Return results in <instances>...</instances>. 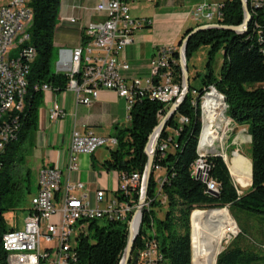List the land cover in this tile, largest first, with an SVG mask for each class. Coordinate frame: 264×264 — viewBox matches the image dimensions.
Listing matches in <instances>:
<instances>
[{
    "label": "trees",
    "instance_id": "obj_1",
    "mask_svg": "<svg viewBox=\"0 0 264 264\" xmlns=\"http://www.w3.org/2000/svg\"><path fill=\"white\" fill-rule=\"evenodd\" d=\"M59 6L60 0L30 2L33 18L27 33L33 56L26 59V86L21 107L12 111L10 116V124L16 120L19 128L16 131L13 129L14 137L0 151V264H7L2 238L12 229L7 226L4 217L20 208L32 192L31 170L26 167L25 160L34 147L38 127V111L43 101V92L39 89L45 84L51 91L61 92L68 81L64 73L51 70ZM220 13L217 21L220 25L239 26L243 22L240 0L226 1ZM249 14L250 22L244 33L209 29L192 35L187 41V68L193 53L205 46L208 47L207 72L201 88H194L189 83L190 90L185 100L159 137L153 168L159 167L164 171L160 193L165 204L156 194L157 183L153 172L146 192L150 209L143 211L133 256L143 249L144 236L153 230L164 264H192L191 241L196 238L197 229L207 212L196 210L228 206L229 209L236 207L264 216V37H260L264 36V8L260 7L255 12L249 10ZM188 32L182 36L178 47ZM218 53L222 54V63L215 75L211 63ZM173 57L177 61L173 67L174 80L181 84L178 51L173 53ZM210 86L223 95L225 117L238 127H246L250 137L251 185L241 195L235 190L221 157L207 158L209 178L218 185V194L209 193L206 184L191 173L198 159L202 121L199 107L191 106L190 94L196 90L202 95ZM166 110L160 102L148 98L137 99L129 112V125L114 134L117 144L109 150V157L102 164L103 169L126 178L134 173L142 176L147 163L144 149L148 137ZM176 116L185 117L187 124H179ZM168 130H171V135ZM164 141H168V148L161 152L159 145ZM127 192L129 194L120 191L115 196L125 202L132 200L138 203V189L128 187ZM157 211H162L163 215L159 217ZM127 238L128 229L124 224L102 219L89 221L88 235L79 240L76 248L79 264H119ZM258 260L260 258L234 246L221 252L216 264H252Z\"/></svg>",
    "mask_w": 264,
    "mask_h": 264
},
{
    "label": "built area",
    "instance_id": "obj_2",
    "mask_svg": "<svg viewBox=\"0 0 264 264\" xmlns=\"http://www.w3.org/2000/svg\"><path fill=\"white\" fill-rule=\"evenodd\" d=\"M153 0H99L95 11L104 16L102 22L88 25L81 33L79 43L72 49H60L55 63L56 72L64 73L67 78L65 90L73 92L78 104L89 106L99 96L101 90L114 92L127 102L128 114L140 98L157 101L168 108L174 101L181 98L182 83L174 80L173 67L177 61L173 53L179 51L174 46L158 49L149 62L150 76L140 80L128 78L123 72L129 70L128 63L119 55L130 45L137 32L149 25L145 19L134 18L130 13V3ZM168 1V0H163ZM250 11L260 10L264 0H246ZM222 6L210 7L198 5L193 18L206 20L209 24L217 22L221 17ZM30 0H0V148H5L13 137V129L18 124H10L12 110H6V101L12 98L8 91V82H16L17 88L24 91L26 83H17V75L26 74V59L32 53L29 33H25V24L32 20ZM264 37V36H260ZM209 88L216 90L213 86ZM43 93L51 91L50 87L41 85ZM191 91V106L193 99ZM218 92V91H217ZM221 95V94H220ZM223 96V95H221ZM23 110V109H22ZM212 111L208 104L206 116ZM63 116L62 108L52 104L49 119L57 120ZM225 119V117H223ZM185 117H179V124H187ZM226 126H230L227 121ZM214 132L222 127L213 126ZM223 141V140H222ZM221 142H216V147ZM114 137H100L87 131L83 134L73 130L68 144V161L66 175L78 171V156L92 155L100 147L115 148ZM168 148V141L159 145V151ZM219 149V147H218ZM222 149V148H221ZM214 146L204 144L198 153V159L191 169L192 176L206 184L211 194H218V185L209 178L210 166L207 158L216 156L212 152ZM220 151V149H219ZM220 157L227 160L223 151ZM154 173L162 171L154 167ZM162 176L154 177L157 183L156 194L165 204L161 196ZM128 187L138 189V202L143 195V175L132 174L129 178L120 176L117 192L129 194ZM83 185L80 182L61 184V171L55 167L40 168L36 178V191L31 196L30 206L26 209L23 228H12L5 235V251L9 264H79L76 251L79 240L88 235V222L94 219L124 224L136 230L142 221L144 210L150 209L145 199L141 211L137 213L138 203L118 199L115 195L106 200L103 190L94 195L91 205L85 195L80 194ZM115 193V194H116ZM129 196V195H128ZM104 203V207H99ZM139 227V231H140ZM138 231V235H139ZM137 264H164L154 231L144 236V247L137 252Z\"/></svg>",
    "mask_w": 264,
    "mask_h": 264
},
{
    "label": "crops",
    "instance_id": "obj_3",
    "mask_svg": "<svg viewBox=\"0 0 264 264\" xmlns=\"http://www.w3.org/2000/svg\"><path fill=\"white\" fill-rule=\"evenodd\" d=\"M226 1L228 0H153L130 3L131 15L150 23L137 32L133 42L120 52L119 55L129 65V70L123 72V75L140 80L148 78L150 59L158 49L166 46L179 48V41L186 32L209 24L204 19L196 21L193 18L192 13L198 5L219 7ZM98 2L99 0H60L53 36V46L57 54L60 49L76 47L82 31L88 25L103 21L104 16L95 11ZM53 103L63 110V116L55 121L49 119V110ZM128 125L127 102L112 91L101 90L98 98L89 106L78 104L73 92L68 90L43 93L32 150V158L37 164L36 178L40 168L55 167L61 171L62 185L67 181L82 183L80 194L85 195L91 205H94V195L98 190L105 192L106 200L112 199L120 183V175L113 171L108 172L102 167L109 157L110 148L104 146L92 155H79L78 171L67 176L65 168L69 139L73 130L81 134L90 131L104 138L114 137L118 130ZM243 130L247 132L246 127ZM163 175L164 171L158 176Z\"/></svg>",
    "mask_w": 264,
    "mask_h": 264
},
{
    "label": "rangeland",
    "instance_id": "obj_4",
    "mask_svg": "<svg viewBox=\"0 0 264 264\" xmlns=\"http://www.w3.org/2000/svg\"><path fill=\"white\" fill-rule=\"evenodd\" d=\"M29 27L25 29V33L28 32ZM207 51L208 47L201 46L197 51H195L188 63V75L189 83L194 88L202 87V79L206 74V62H207ZM57 51L54 49L51 63V70L56 72L55 63L57 61ZM222 63V54L218 53L214 57L211 68L215 75L218 74L220 66ZM264 87V86H263ZM225 117V113H224ZM162 118V117H161ZM160 118V119H161ZM177 118V116H176ZM228 121L232 122L230 119L225 117ZM178 119V118H177ZM223 141L218 146L219 149L225 153L227 160H223L229 170L231 176L232 184L238 194H242L250 187L251 179V165H250V142L249 135L243 130V127H237L234 123L228 128H223ZM168 133L171 135V130H168ZM203 134V126L201 124L199 143ZM221 134V133H220ZM218 149V148H217ZM218 149V150H219ZM33 150V148H32ZM32 150L29 152L25 165L31 170V184L32 192L26 197L24 204L12 212H9L5 215V222L9 228H14L21 230L23 228L24 219L27 216L26 209L30 206L31 196L36 191V162L32 158ZM220 150V151H221ZM237 153V158L234 160L233 154ZM163 171L155 172L154 176L157 177L161 175ZM104 207V204H101V208ZM222 209H227L229 216L233 219L236 224V231L223 245V252L225 249L238 246L241 249L245 250L249 254H253L256 257L260 258L257 262L252 264H264V216L241 211L238 208L234 207L229 209L228 206ZM199 212H204L207 210H196ZM159 217L163 215L162 211H157ZM195 212V211H194ZM103 225V222H100ZM192 226V223H191ZM219 255V254H218ZM217 255V257H218ZM216 257V260H217ZM193 260V252H192ZM216 264V263H215Z\"/></svg>",
    "mask_w": 264,
    "mask_h": 264
},
{
    "label": "bare ground",
    "instance_id": "obj_5",
    "mask_svg": "<svg viewBox=\"0 0 264 264\" xmlns=\"http://www.w3.org/2000/svg\"><path fill=\"white\" fill-rule=\"evenodd\" d=\"M260 7L264 8V2L260 3ZM30 22L31 20H28V23L25 24V29L29 26ZM25 77L26 74L17 75V83H25ZM8 91H12V98H8V101H6V110H19L25 94V86L24 91H21L20 88H17L16 82H8ZM207 101L211 105L212 111L208 112L206 116ZM192 106L199 107L203 126V134L198 144L197 153H200V148L204 144H209V146H214V149H217L222 145L220 143L221 145L216 147V142H222L223 140V128L226 129L229 127L226 126L228 120L223 118L226 110L224 98L216 90L211 88L202 95L198 91H193ZM11 124H16V120H13ZM215 125L222 127V130L214 132L213 126ZM14 130L16 131V129ZM15 131L13 132V137ZM151 143L152 140L150 145ZM2 150L3 148H0V151ZM237 156V153L233 154L234 160ZM132 229L134 230V228ZM236 229V224L229 216L227 209L207 211L197 229L196 238L191 241L194 264H215L218 253L222 250L224 243L235 234ZM2 243L5 250V235L2 238ZM5 252L7 253V251ZM7 264H9V259H7Z\"/></svg>",
    "mask_w": 264,
    "mask_h": 264
},
{
    "label": "water",
    "instance_id": "obj_6",
    "mask_svg": "<svg viewBox=\"0 0 264 264\" xmlns=\"http://www.w3.org/2000/svg\"><path fill=\"white\" fill-rule=\"evenodd\" d=\"M240 1H241L242 11H243L242 24H240L239 26H225V25H220L218 23L202 25V26L196 27L192 29L191 31H189L181 41V45L179 47L178 53H179V66L181 69V76H182L183 93L180 99L174 101L167 108L165 114L160 119L158 125L153 129L152 133L148 137V141L144 149V153L147 156V163H146L145 170L143 173V189L144 190H143L142 198L138 202V208L135 212L137 214L139 211H141V207L145 203L147 188L150 182V178L154 172L153 170L154 154H155V150L158 144L159 137L161 133L163 132V130L165 129L167 122L170 121L174 117L178 108L180 107L182 102L185 100L190 90L188 68H187L186 58H185V50H186L187 41L192 35L198 32H201V31L209 30V29L227 30L229 32H234L237 34L244 33L250 22V14H249L248 5H247L246 0H240ZM151 140H152V143L150 145ZM212 153L218 157H220L221 155L218 149H215ZM251 178H252V166H251ZM250 185H251V182H250ZM207 211H210V210H207ZM190 225H191V217H190ZM139 227H140V224L138 225V228L136 230H133L132 227H129L126 247L124 249V252H123V255H122V258L119 264H137V260H138L137 254L133 256L132 251L134 247V242L138 236ZM191 236H192V226H191ZM191 250H192V243H191ZM218 254H220V252ZM215 263H216V260H215ZM192 264H194L193 260H192Z\"/></svg>",
    "mask_w": 264,
    "mask_h": 264
}]
</instances>
